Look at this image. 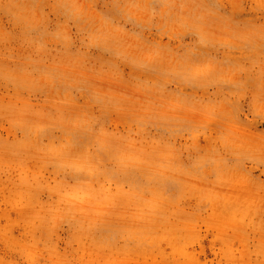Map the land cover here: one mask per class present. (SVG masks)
Segmentation results:
<instances>
[{
    "label": "rangeland",
    "instance_id": "obj_1",
    "mask_svg": "<svg viewBox=\"0 0 264 264\" xmlns=\"http://www.w3.org/2000/svg\"><path fill=\"white\" fill-rule=\"evenodd\" d=\"M0 264H264V0H0Z\"/></svg>",
    "mask_w": 264,
    "mask_h": 264
},
{
    "label": "clouds",
    "instance_id": "obj_2",
    "mask_svg": "<svg viewBox=\"0 0 264 264\" xmlns=\"http://www.w3.org/2000/svg\"><path fill=\"white\" fill-rule=\"evenodd\" d=\"M240 107H241V111H244L243 102H241ZM246 118H247V117H246ZM241 123H244V121L242 120ZM233 162H234V161H233Z\"/></svg>",
    "mask_w": 264,
    "mask_h": 264
}]
</instances>
